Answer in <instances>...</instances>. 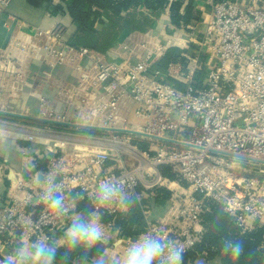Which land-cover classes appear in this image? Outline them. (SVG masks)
Masks as SVG:
<instances>
[{
	"label": "built area",
	"instance_id": "obj_1",
	"mask_svg": "<svg viewBox=\"0 0 264 264\" xmlns=\"http://www.w3.org/2000/svg\"><path fill=\"white\" fill-rule=\"evenodd\" d=\"M7 2L0 0V6ZM192 3V23L173 25V34H150L137 52L118 60L71 44L59 20L11 31L0 48V103L26 85L28 59L50 68L67 65L75 81L55 86L53 105L45 94L30 92L39 101L33 118L42 123L11 122L29 142L28 158L15 172L3 171L7 158L0 161V176L10 180L6 200H0V261L21 242H58L72 214L93 209L99 184L119 177L138 201L150 198L145 190L169 189L175 180L193 192L180 209L170 197L164 216L151 219L143 209L144 226L116 241L118 262L145 233L182 245L184 254L191 250L203 230L204 197L220 204L240 234L264 224V162L257 161L264 160V0ZM172 46L183 50L184 61L156 67ZM191 46L193 54L187 52ZM40 159L45 162L38 168ZM164 165L179 179L164 177ZM51 170L58 172L67 214L42 198L37 177ZM240 170L245 175H236ZM117 211L124 212L115 205L100 209L101 224L116 233L104 216ZM177 218L182 225L173 223Z\"/></svg>",
	"mask_w": 264,
	"mask_h": 264
},
{
	"label": "trees",
	"instance_id": "obj_2",
	"mask_svg": "<svg viewBox=\"0 0 264 264\" xmlns=\"http://www.w3.org/2000/svg\"><path fill=\"white\" fill-rule=\"evenodd\" d=\"M33 5H39L47 0H28ZM58 7L61 13H67L73 22L76 23V29L69 41L74 46H85L100 52L105 51L121 31V29L139 30L146 28L149 22L150 14H158L161 9L169 6L170 23L180 27L181 23H192L194 18L192 14L193 0H188L184 5V11L179 12L183 0H58ZM216 1V0H213ZM139 7L146 10L138 9ZM107 18L108 24L100 29L93 27L95 21H102V17ZM182 49L172 46L155 62V66L164 69L169 62L184 61L181 55ZM193 54V47L187 50ZM204 76L201 70L195 74L200 81ZM170 80V79H169ZM172 80V79H171ZM170 80V81H171ZM173 81V80H172ZM176 86L181 87L178 81H173ZM11 119H19L16 116H9ZM26 120V119H23ZM21 143H27L20 141ZM45 159H40L38 168L44 165ZM161 174L168 179H177L176 174L171 171L170 167L160 166ZM183 185H186L184 182ZM150 198H141L130 210L124 212H115L114 215L104 216L105 220H112L122 236H132L138 232L145 224L143 209L150 211V218L154 219L165 212L169 205L171 192L164 186L151 187L145 190ZM197 198H202L203 194L195 192ZM208 207L201 215L203 230L200 239L195 243L193 248L186 253V259L183 264H192L193 261L201 257L208 262L217 264H264V224L257 225L253 229L244 231L240 234V228L234 219L228 215L220 206L209 198H203ZM152 212V215H151ZM239 240L243 242L244 252L238 260L222 253L223 243L225 240ZM105 244L100 241L94 247L87 250L89 258H95L101 254ZM64 249L57 252L56 262L63 263L62 256ZM85 253V249L80 248L69 254L67 264L77 261Z\"/></svg>",
	"mask_w": 264,
	"mask_h": 264
},
{
	"label": "crops",
	"instance_id": "obj_3",
	"mask_svg": "<svg viewBox=\"0 0 264 264\" xmlns=\"http://www.w3.org/2000/svg\"><path fill=\"white\" fill-rule=\"evenodd\" d=\"M187 2L188 0H183V4L179 9L180 13L184 11V5ZM58 3L59 1L57 0H47L41 2L39 5H33L29 3L28 0H8L5 5H1L0 48L7 44L11 31L18 29L19 27L26 29L30 26L47 28L54 22V20L61 21L67 27L65 38L69 41V37L72 36L76 29V23L73 22L66 12L61 13L60 9H56ZM138 9L146 10V12L149 13L145 8L139 7ZM169 15L170 11L169 6L167 5L165 8L161 9L158 14L149 15V22L144 30L121 29L111 45L105 51H95L100 53L105 59L116 60L121 56H127L130 52L135 53L138 51L137 44L147 38L148 35L156 34L157 36H162L165 33L168 35L173 33V25L170 23ZM107 24V18L103 16L102 21H95L93 23V27L100 29ZM83 64L88 66V60L84 59ZM26 68V85L17 96L5 97L3 99L4 102L0 103V116H16L21 120L26 119L24 121L28 123H37L36 121L38 120L34 119L33 115L38 109L39 101L30 92L45 94L49 99V102L53 105L57 101L54 92L55 86L58 84L74 82L75 76L67 65H58L50 68L41 61V59L39 60L37 58L35 60L28 59ZM56 107L60 109L62 106L57 104ZM38 122L42 123V121ZM6 136V134L0 133V161L3 158L8 159V163L3 166V171L6 172L7 168H10L11 171L14 172L21 170L28 158L25 151L26 145H21L24 143ZM9 183V176L1 174L0 200H6V191ZM162 215L164 216V214H161L156 217ZM104 232L105 238L102 242L107 243L108 245L100 255L103 256L105 264H117L118 260L116 255L120 252L121 246L116 244V241L120 235L116 232H112L109 227H104ZM91 259L92 258H89L90 261ZM208 261L209 260H205L201 257L200 259L193 261L192 264H217L215 262L209 263ZM56 264L63 263L56 262ZM69 264H79V262L73 261Z\"/></svg>",
	"mask_w": 264,
	"mask_h": 264
},
{
	"label": "clouds",
	"instance_id": "obj_4",
	"mask_svg": "<svg viewBox=\"0 0 264 264\" xmlns=\"http://www.w3.org/2000/svg\"><path fill=\"white\" fill-rule=\"evenodd\" d=\"M37 184L43 186L42 198L49 201L59 214H67L62 185L58 182V172L51 170L37 177ZM138 196L127 187L123 177L113 178L99 184L93 201V209L74 213L63 233L55 243L47 238L19 243L0 264H56L57 252L62 248V261L67 264L69 254L77 249H85L79 264H105L99 253L91 261L87 250L105 238L101 224L100 209L118 206L122 211L130 210L137 202ZM244 252L243 242L227 239L223 243L222 253L238 260ZM184 248L160 235L142 234L130 247L117 264H183Z\"/></svg>",
	"mask_w": 264,
	"mask_h": 264
},
{
	"label": "rangeland",
	"instance_id": "obj_5",
	"mask_svg": "<svg viewBox=\"0 0 264 264\" xmlns=\"http://www.w3.org/2000/svg\"><path fill=\"white\" fill-rule=\"evenodd\" d=\"M199 1V0H198ZM174 30V29H173ZM174 33V31H173ZM171 33V34H173ZM178 45L179 46H183V41L182 40H178ZM1 120H3L4 122L2 123ZM15 120V121H14ZM11 122H23L21 120L18 119H11V118H3L0 116V133H4L11 139H16L17 141H23L22 136L24 135L23 132L19 131L18 129H16L15 127H13L11 125ZM23 142H27L21 145H29L28 141H23ZM172 172H174L176 175V178L179 179L178 174L176 173V171L172 170ZM234 170H228V173H231ZM236 175H245V172L243 170H240L239 172H236ZM170 181V180H169ZM177 183V184H176ZM181 183V184H180ZM178 182L175 180V184H168L167 182H164L165 185H169V191L171 192V199H173V204H174V209H176V207H178L179 209L182 208V206H186L189 203V199H190V195L192 194V189L189 186H184V182ZM171 188V189H170ZM172 203V201H171ZM170 220V219H169ZM173 223L177 224V225H182L183 222H181V220L179 218L174 219Z\"/></svg>",
	"mask_w": 264,
	"mask_h": 264
},
{
	"label": "water",
	"instance_id": "obj_6",
	"mask_svg": "<svg viewBox=\"0 0 264 264\" xmlns=\"http://www.w3.org/2000/svg\"><path fill=\"white\" fill-rule=\"evenodd\" d=\"M252 160H255V159H252ZM257 161H260V162H264V160H257ZM3 252L6 254L7 253V250H3ZM185 259H186V253L183 255V263L185 262Z\"/></svg>",
	"mask_w": 264,
	"mask_h": 264
}]
</instances>
